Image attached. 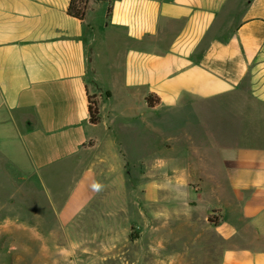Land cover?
I'll use <instances>...</instances> for the list:
<instances>
[{
	"label": "crops",
	"instance_id": "0c3cea01",
	"mask_svg": "<svg viewBox=\"0 0 264 264\" xmlns=\"http://www.w3.org/2000/svg\"><path fill=\"white\" fill-rule=\"evenodd\" d=\"M70 2L0 0L26 184L86 232L140 224L147 264H264V0H85L83 21ZM125 129L160 157L131 161Z\"/></svg>",
	"mask_w": 264,
	"mask_h": 264
},
{
	"label": "rangeland",
	"instance_id": "374dc122",
	"mask_svg": "<svg viewBox=\"0 0 264 264\" xmlns=\"http://www.w3.org/2000/svg\"><path fill=\"white\" fill-rule=\"evenodd\" d=\"M104 7L99 5L94 8L93 18L96 24L104 22ZM29 117V113H24L20 119ZM121 135L131 161L139 158L155 161L160 157L156 147H152L150 153L142 150L141 140L135 137L132 129L123 130ZM157 139L158 136L154 137V140ZM33 180L16 132L1 110L0 264L148 263L145 259L148 252L146 242H149L150 236L140 224H136L140 227L134 226L127 232H86L85 226L79 222L77 208H71L61 223V218L53 215L42 190H35L27 185ZM49 186L53 192H58L62 187L59 182ZM76 202L74 200L72 204ZM31 220L34 221V226ZM85 242L89 247H86Z\"/></svg>",
	"mask_w": 264,
	"mask_h": 264
},
{
	"label": "trees",
	"instance_id": "16d2710c",
	"mask_svg": "<svg viewBox=\"0 0 264 264\" xmlns=\"http://www.w3.org/2000/svg\"><path fill=\"white\" fill-rule=\"evenodd\" d=\"M85 10H86L85 0H71L70 6L68 9V15L80 21H83ZM109 12H110V9H108V14ZM88 101H89L88 103L89 123L91 125H97L99 122L97 101L93 97L89 98ZM147 102L150 107H153L157 103V101L155 100L153 101L151 98L148 99Z\"/></svg>",
	"mask_w": 264,
	"mask_h": 264
}]
</instances>
